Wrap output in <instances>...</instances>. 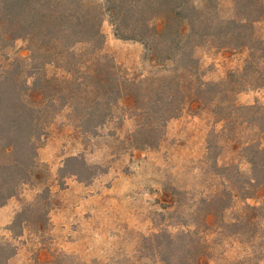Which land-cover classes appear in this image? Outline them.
<instances>
[{"label": "trees", "instance_id": "trees-1", "mask_svg": "<svg viewBox=\"0 0 264 264\" xmlns=\"http://www.w3.org/2000/svg\"><path fill=\"white\" fill-rule=\"evenodd\" d=\"M105 20L117 38L144 46L153 63L148 75L131 77L102 54ZM262 24L264 29V0H0V48L24 40L28 50L0 65V207L33 175L37 141L64 109L86 132L121 110L135 120L128 140L137 149L158 147L167 123L185 112L208 116L220 126L209 134L206 157L215 182L209 193L195 197L192 222L177 233L144 237L133 256L107 264H204L209 230L249 248L246 257L263 264L264 207L247 201L264 187V104L237 102L240 92L264 88ZM212 48L246 52L243 66L219 81L207 80L201 55ZM49 67L55 72L48 73ZM215 139L222 147L241 140L237 155L249 171L241 162L219 166ZM58 174L83 182L96 175L83 156L69 157ZM43 195L40 207L16 215L12 232L30 224L32 212L48 221L50 188L36 201ZM16 251L0 243V264ZM53 264L102 263L64 254Z\"/></svg>", "mask_w": 264, "mask_h": 264}, {"label": "rangeland", "instance_id": "rangeland-1", "mask_svg": "<svg viewBox=\"0 0 264 264\" xmlns=\"http://www.w3.org/2000/svg\"><path fill=\"white\" fill-rule=\"evenodd\" d=\"M102 32V54L131 77L149 74L153 63L141 43L117 38L108 20L103 22ZM258 33L264 39L263 24ZM10 44L0 48V65L6 58L28 54L24 40ZM246 55L205 50L201 61L206 79L221 80L230 70L241 68ZM55 70L49 67L48 73ZM237 102L264 104V88L240 92ZM135 127V120L119 109L106 124L89 132L77 126L67 109L51 120L37 141L38 167L7 202L9 210H0V243L17 248L8 264H53L64 254L78 261L107 264L133 256L144 237L162 230L177 233L187 229L195 197L213 189L215 177L211 178L207 147L210 132L220 126H214L208 116L185 112L167 123L158 147L145 149L129 144ZM214 141L218 145L215 154H220L219 166L226 161L241 162V168L249 171L250 166L237 155L241 140L226 141L225 147L222 140ZM72 156L84 157L96 173L91 181L59 177L60 168ZM45 187L51 190L46 222L32 212L40 207L44 195L38 201L36 197ZM247 202L264 207V187ZM26 207L32 210L27 215L30 224L12 232L16 215ZM36 219L41 222L32 224ZM21 229L22 234L16 235ZM208 239L210 258L204 264H255V259L246 257L250 249L233 238L209 230Z\"/></svg>", "mask_w": 264, "mask_h": 264}, {"label": "crops", "instance_id": "crops-1", "mask_svg": "<svg viewBox=\"0 0 264 264\" xmlns=\"http://www.w3.org/2000/svg\"><path fill=\"white\" fill-rule=\"evenodd\" d=\"M0 210H9V209H8V204H6V205L3 206V207H0Z\"/></svg>", "mask_w": 264, "mask_h": 264}]
</instances>
